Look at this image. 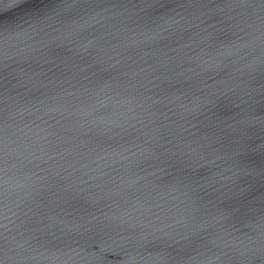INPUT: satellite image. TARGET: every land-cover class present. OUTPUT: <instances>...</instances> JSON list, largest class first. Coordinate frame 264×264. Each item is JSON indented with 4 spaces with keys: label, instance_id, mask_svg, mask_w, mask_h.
I'll list each match as a JSON object with an SVG mask.
<instances>
[{
    "label": "water",
    "instance_id": "1",
    "mask_svg": "<svg viewBox=\"0 0 264 264\" xmlns=\"http://www.w3.org/2000/svg\"><path fill=\"white\" fill-rule=\"evenodd\" d=\"M58 5L0 0V264H264L260 4Z\"/></svg>",
    "mask_w": 264,
    "mask_h": 264
},
{
    "label": "snow or ice",
    "instance_id": "2",
    "mask_svg": "<svg viewBox=\"0 0 264 264\" xmlns=\"http://www.w3.org/2000/svg\"><path fill=\"white\" fill-rule=\"evenodd\" d=\"M103 2L104 0H59V5L56 10L57 16H63L66 13L74 12L84 7L93 8ZM190 2L194 4H204L206 0H190ZM207 2L210 3L211 0H207ZM228 2L230 5H236L240 7L252 6L256 3H259L262 11H264V0H228ZM145 5H151V3H146ZM40 14L47 15V13L44 11H41ZM261 24L264 26V18H262ZM76 30H78L76 25L69 26L70 33ZM7 31V26L0 24V37L4 38ZM62 43L63 38L61 36H55L51 40L45 42V47L49 50L50 54L58 55L56 49L60 47V44ZM73 43L75 44V42ZM4 59H6V57H0V64L4 62ZM212 103H214V101L211 98H207L195 103L192 108L188 109V111L192 114H195L197 111L206 108ZM169 134L170 132L168 126L154 130V138L157 140L158 148L161 149L156 153V158H162L163 163L167 165L165 170L168 171L169 175L182 177L183 181H187V187H189V189L195 193L197 191V185L199 184V181L196 180V177L193 174L195 169L191 167V161H199L204 159L203 152L200 149H191L190 151H186L184 148L180 147L179 143L174 144L173 147H168L163 141H167ZM182 135L183 133L179 130H177L175 133L177 138L181 137ZM168 143L173 142L168 141ZM2 250L3 248L0 247V251Z\"/></svg>",
    "mask_w": 264,
    "mask_h": 264
}]
</instances>
